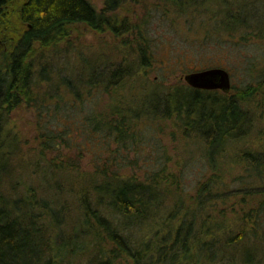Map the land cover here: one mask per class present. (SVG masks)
<instances>
[{
    "label": "trees",
    "instance_id": "trees-1",
    "mask_svg": "<svg viewBox=\"0 0 264 264\" xmlns=\"http://www.w3.org/2000/svg\"><path fill=\"white\" fill-rule=\"evenodd\" d=\"M12 1L0 0V264H77L82 257L84 264H116L120 258L126 264L129 258L134 264H264V230L226 235L215 233L207 220L198 222L217 184H204L196 208L182 215L180 205L169 210L163 204L170 183H175L172 175L160 170L145 180L122 177L118 162L122 151L129 152L158 119L173 120L185 134L202 141L213 162L228 141L246 135L252 115L245 104L254 95L228 96L188 84L147 89L138 76L131 83L130 66L71 51L69 41L60 49L69 27L77 23L97 31H134L127 22L118 29L109 15L120 0H107L102 10L90 0H23L18 7ZM171 1L185 8L182 0ZM229 20L230 25L240 22ZM139 39L145 42L143 36ZM138 46L140 61L148 66L147 49ZM71 55L75 66L67 70L64 63ZM23 103L46 105L39 117L62 118L59 130L41 132L45 148L76 146L81 140V149L97 158L95 173L80 176L78 161H46L43 151L30 163L42 169L39 188L25 184L22 175L14 178L10 159L20 144L9 134L8 124ZM246 161L250 175L261 178L264 170L256 167L264 168V158L252 154ZM144 231L152 232L148 240L136 236H145Z\"/></svg>",
    "mask_w": 264,
    "mask_h": 264
},
{
    "label": "rangeland",
    "instance_id": "rangeland-1",
    "mask_svg": "<svg viewBox=\"0 0 264 264\" xmlns=\"http://www.w3.org/2000/svg\"><path fill=\"white\" fill-rule=\"evenodd\" d=\"M22 1L13 0L11 6L16 4L18 7ZM90 1L98 10L107 4V0ZM182 1L185 8L176 6L171 0H120L119 6L109 15L115 19L118 29H123V22H127L129 29L134 28V31L117 32L108 27L97 31L87 24L77 23L69 27L70 34L60 49L64 51L69 41L73 45L71 51L76 49L75 52H83L86 57L103 58L108 64L130 66L134 71L131 83L140 77L139 84L144 82L147 89L153 85L166 90L187 86L184 77L188 73L215 67L226 69L232 84L228 96L254 95L245 104L253 116L251 124L246 125V135L228 141L220 154L216 151L211 162L202 141L185 134L173 120L158 119L145 128L147 136L139 135L129 152L122 151L118 161L122 165L120 174L141 180L160 170L172 175L175 183H170L163 204L169 210L180 205L182 215L187 209L196 208L198 193L204 184H217V189L204 201L198 222L207 220L215 233L226 232V235L253 228L261 232L264 230V171L261 178L251 176L246 160L252 154L264 158V0ZM230 18L240 22L230 25ZM141 36L144 43L139 39ZM138 43L147 49L148 66H143L140 61ZM3 47L0 40V48ZM72 57L64 63L67 70L75 66ZM76 67L80 68L77 62ZM153 91L150 92L152 96ZM46 109L42 103L35 107L23 103L13 111L8 124L9 134L17 136L20 148L10 159L15 169L11 175L14 178L22 175L25 184L39 188L43 184L39 177L42 169H36L30 163L43 151L46 161L53 157L78 161L80 165L76 170L80 176L95 173L99 164L97 158L93 152L81 149V140L75 143L76 146L70 143L45 148L41 132L46 128L57 131L63 125L62 118H56L58 114L50 120L48 116L39 117ZM62 110L66 111L65 108ZM46 161L40 166L44 167ZM256 168L264 170L260 164ZM151 234L144 231L145 236H136L148 240ZM81 261H85L84 257L79 260L84 264ZM116 262L126 264L122 258ZM127 264L134 262L129 258Z\"/></svg>",
    "mask_w": 264,
    "mask_h": 264
},
{
    "label": "water",
    "instance_id": "water-1",
    "mask_svg": "<svg viewBox=\"0 0 264 264\" xmlns=\"http://www.w3.org/2000/svg\"><path fill=\"white\" fill-rule=\"evenodd\" d=\"M184 79L189 86L198 89L228 93L232 88L230 73L220 67L191 72Z\"/></svg>",
    "mask_w": 264,
    "mask_h": 264
}]
</instances>
